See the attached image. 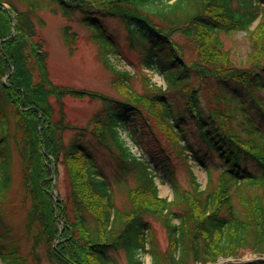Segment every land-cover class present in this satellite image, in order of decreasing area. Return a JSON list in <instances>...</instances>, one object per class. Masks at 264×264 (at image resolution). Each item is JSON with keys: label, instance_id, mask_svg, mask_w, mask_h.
<instances>
[{"label": "trees", "instance_id": "16d2710c", "mask_svg": "<svg viewBox=\"0 0 264 264\" xmlns=\"http://www.w3.org/2000/svg\"><path fill=\"white\" fill-rule=\"evenodd\" d=\"M18 1L27 10L20 11L11 0H0V76L9 74L5 84L0 82V202L11 186L12 144L22 163L23 200L30 203L26 229L37 230L34 245L44 243L47 263L119 264L113 254L122 252L126 264H141L137 255L146 242L151 264H213L246 251L264 256V98L260 95L264 89V0H50L62 17L80 15V23L103 37L111 52L118 53L115 39L103 24L109 19L124 26L128 44L133 38L142 44L141 65L160 71L166 89L156 88L145 76L143 92L130 91L134 74L115 69L104 49L102 62L115 76V87L124 91L123 99L51 83L47 53L34 22L43 6L39 0ZM234 32L243 33L250 43L244 61L247 68L232 62L221 41L220 34ZM175 35L185 43L179 44ZM63 36L70 51L76 37L68 28ZM194 79L223 89L224 94L216 96L217 104H207L208 114L201 108L199 89L192 86ZM66 97L104 102V111L93 116L91 130L65 121ZM249 108L256 109L260 124L247 114ZM237 117L242 133L232 126ZM130 119L133 127L140 125L144 136L151 120L186 165L190 152L194 163L206 172L205 187L191 173L189 190L179 191L172 181V201L159 198L149 163L133 158L119 136L124 130L138 144L134 129L128 126ZM188 121L204 152L188 139ZM67 131L73 137L65 141ZM88 132L112 157L119 176L133 171V185L129 188L124 180L128 189L119 186V192L126 191L128 197L120 204L115 200V186L84 141ZM214 157L218 164L211 168L208 162ZM151 160L156 165L160 162L168 174L171 156L165 148L151 155ZM58 164L66 171L69 193L65 200L55 201L51 175L54 172L57 177ZM213 169H218L215 179ZM142 196L150 200L138 199ZM151 216L165 230L164 251L148 234L151 225L146 218ZM4 218L0 214V260L21 264L15 243L7 248L11 234ZM35 264H40L37 259Z\"/></svg>", "mask_w": 264, "mask_h": 264}, {"label": "rangeland", "instance_id": "374dc122", "mask_svg": "<svg viewBox=\"0 0 264 264\" xmlns=\"http://www.w3.org/2000/svg\"><path fill=\"white\" fill-rule=\"evenodd\" d=\"M11 2L20 11L27 10L26 5L20 1L11 0ZM39 2L43 7L37 11L38 19L34 20V22L37 38L42 41L43 49L47 53V71L51 83L64 87L90 90L109 98L123 99L125 94L124 91L122 89L118 90L115 87V76H113L111 71H109L102 62L101 55L105 52L104 49H106L108 53V62L115 69L119 71L125 70L134 74L132 79V90L130 91H135L136 94L142 93L144 90L143 79L145 76L151 79V83H153L156 88L161 87L164 89V80L162 77L145 69L144 66L141 65L144 56L142 44L137 38H133L128 44L126 30L118 20L109 19L103 23L108 33L115 39L116 51L118 52L115 53L111 52L110 46L103 37L87 29L80 23V15L75 13L69 19H66L55 9L57 6L50 0H39ZM4 5L7 6V4ZM261 20L264 21V12ZM257 23L258 20L253 23L251 29L255 28ZM64 28H68V31L76 37L74 43L70 46V51L68 50L63 36ZM220 38L225 49L230 53L232 62L239 67H249L244 61L248 52H250V43L248 39L244 37L243 33H222L220 34ZM174 39L179 44L185 43L182 36L175 35ZM10 71L11 70H9V72ZM8 75L3 77L0 76V82L2 84L6 83ZM192 86L199 89L200 105L206 114H208L207 104H217L216 96L224 94L223 89L214 82H200L194 79L192 80ZM260 95L264 98V89L260 90ZM177 100L182 103L178 97ZM63 101L65 105V121L77 127H88L90 130L92 129L91 122L93 116L96 113H102L106 107L102 100H92L89 98L75 99L66 97ZM231 107L232 102L228 101L227 108L230 110ZM247 114L252 120L260 124L255 108H249ZM57 119L58 115L56 113L54 114L53 120L56 121ZM149 121L151 123V127L149 128L152 129L154 136L159 139L160 143L156 142L149 128H145L146 135L144 136L140 125L135 124V127H133L134 123L132 119L128 121V126L134 129L135 138L138 142L137 146L131 143L126 131L121 130L119 133L132 153L140 157L141 161L149 163L150 173L154 177L153 181L158 190V197L172 201L174 186H176L177 189L179 188L180 190H178L181 192L189 190L191 173L193 174V178H196V181L203 189L207 181L205 170L193 164L192 161H188L187 165L180 161L177 157L175 147L167 145L169 144L167 135L162 133L151 120ZM188 122H190V125L187 126L185 130L188 139L197 150L204 152V147L199 142L197 131L193 123H191V121ZM239 122L240 117H237L236 120L232 122V126L234 125L236 131L242 133V129L237 127ZM262 130L264 132V125L262 126ZM72 137V131H67L64 135L65 141L70 140ZM84 141L86 145L94 151L96 163L103 171L106 179L115 186L113 190L115 192L116 202L118 204L122 201L124 202L128 198L127 193L126 191L120 193L118 189H120V187L122 190L128 189V186L123 182L124 180L129 184V188L133 185V171H130L128 176H119L118 174L120 173L118 169L115 168V162L112 157L103 147L97 144L96 140L89 132L86 134ZM10 146L11 186L5 195L4 201L2 203L0 202V214L5 217L3 224L6 229L10 230L9 232L11 234L7 248L12 245V241L15 243L18 250V260H20L21 264H35L36 259L40 264H48L45 257L46 251L44 243H39L36 246L34 245V237L37 234V230L32 227L30 230L31 232H28L26 229L25 219L30 203L28 200H23L25 192L22 187L21 160L12 144ZM162 148H165L171 156V160L167 161L169 170L167 175L160 167V162L156 165L155 162L151 160V155L155 154V152H161ZM208 164L212 168L218 164L217 158L214 157ZM250 170L255 172L256 167L251 165ZM212 172V178L215 179L218 175V169H213ZM168 177L170 179H168ZM172 181L174 182L173 188V184H170ZM55 182V194L52 193V198L57 196L58 200H65L69 193V180L61 164L57 165V177ZM138 199L143 202L150 200L147 196H142ZM174 210L178 211L176 208H174ZM146 219L151 225V231L148 234L154 239L157 247L161 251H164L168 244L164 228L155 217L151 216ZM173 223L177 224L178 221L174 220ZM61 226L60 223L59 227ZM113 257L119 264H126L124 253L120 252L115 255L113 254ZM257 257L258 255L254 252L246 251L240 252L239 257L225 260L219 258L218 263L238 262L241 264L256 260ZM139 258L142 264H151V256L149 253H143ZM0 264H3L1 260Z\"/></svg>", "mask_w": 264, "mask_h": 264}, {"label": "water", "instance_id": "95a60500", "mask_svg": "<svg viewBox=\"0 0 264 264\" xmlns=\"http://www.w3.org/2000/svg\"><path fill=\"white\" fill-rule=\"evenodd\" d=\"M53 185H54V183H53Z\"/></svg>", "mask_w": 264, "mask_h": 264}, {"label": "bare ground", "instance_id": "6f19581e", "mask_svg": "<svg viewBox=\"0 0 264 264\" xmlns=\"http://www.w3.org/2000/svg\"><path fill=\"white\" fill-rule=\"evenodd\" d=\"M151 80V79H150Z\"/></svg>", "mask_w": 264, "mask_h": 264}]
</instances>
